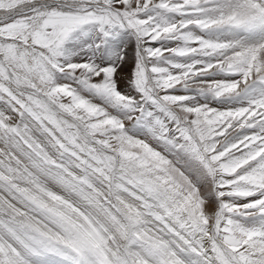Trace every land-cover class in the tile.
I'll list each match as a JSON object with an SVG mask.
<instances>
[{
	"label": "snow or ice",
	"instance_id": "1",
	"mask_svg": "<svg viewBox=\"0 0 264 264\" xmlns=\"http://www.w3.org/2000/svg\"><path fill=\"white\" fill-rule=\"evenodd\" d=\"M0 264H264V0H0Z\"/></svg>",
	"mask_w": 264,
	"mask_h": 264
}]
</instances>
